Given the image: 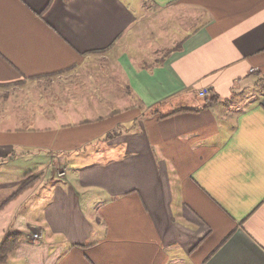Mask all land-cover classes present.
Masks as SVG:
<instances>
[{
	"label": "crops",
	"instance_id": "1",
	"mask_svg": "<svg viewBox=\"0 0 264 264\" xmlns=\"http://www.w3.org/2000/svg\"><path fill=\"white\" fill-rule=\"evenodd\" d=\"M32 171L5 264H264V0H0V206Z\"/></svg>",
	"mask_w": 264,
	"mask_h": 264
},
{
	"label": "trees",
	"instance_id": "2",
	"mask_svg": "<svg viewBox=\"0 0 264 264\" xmlns=\"http://www.w3.org/2000/svg\"><path fill=\"white\" fill-rule=\"evenodd\" d=\"M23 180L24 182L20 185L17 192L10 197L11 199L0 206V212L9 201L18 198L22 193L32 188L39 180V176L35 171H32L26 174ZM22 236L23 235L20 232H11L5 236L3 241L0 243V264L8 262L11 256L15 253L16 249L19 247L22 241Z\"/></svg>",
	"mask_w": 264,
	"mask_h": 264
},
{
	"label": "rangeland",
	"instance_id": "3",
	"mask_svg": "<svg viewBox=\"0 0 264 264\" xmlns=\"http://www.w3.org/2000/svg\"><path fill=\"white\" fill-rule=\"evenodd\" d=\"M132 0H130V2H131ZM147 26L144 24V25H141V27H140V33H141V37H142V39H143V41H151V40H153L154 39V35H153V31L152 30H150L149 28H146ZM148 39V40H147ZM109 60H111V61H113V59H112V57H109ZM114 69H116V67L115 66H113V65H111ZM110 68V67H109ZM91 70H93V73H95V72H97L98 71V68H96V67H94V68H92ZM101 70V69H100ZM112 70V73H110V74H112V75H110L111 77H113V78H119L120 76H121V73H120V70H116L115 72H114V70L113 69H111ZM96 75H97V73H95ZM99 74L101 75V76H103L102 75V72H99ZM24 170V169H23ZM28 172V171H27ZM7 196L8 194H7V192H5V194H3V196ZM5 238V237H4ZM3 238V239H4ZM3 239H0L1 240V242L3 241ZM0 242V243H1Z\"/></svg>",
	"mask_w": 264,
	"mask_h": 264
},
{
	"label": "built area",
	"instance_id": "4",
	"mask_svg": "<svg viewBox=\"0 0 264 264\" xmlns=\"http://www.w3.org/2000/svg\"><path fill=\"white\" fill-rule=\"evenodd\" d=\"M208 93V91L207 90H205V91H203V93H202V95H205V94H207ZM61 175H63V174H61ZM39 236H37V235H35V238L37 239Z\"/></svg>",
	"mask_w": 264,
	"mask_h": 264
}]
</instances>
